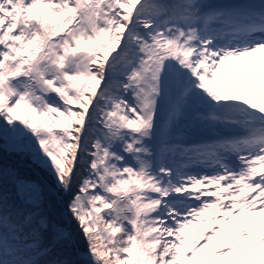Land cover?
<instances>
[{
	"label": "snow or ice",
	"instance_id": "obj_1",
	"mask_svg": "<svg viewBox=\"0 0 264 264\" xmlns=\"http://www.w3.org/2000/svg\"><path fill=\"white\" fill-rule=\"evenodd\" d=\"M0 264H264V0H0Z\"/></svg>",
	"mask_w": 264,
	"mask_h": 264
},
{
	"label": "rangeland",
	"instance_id": "obj_2",
	"mask_svg": "<svg viewBox=\"0 0 264 264\" xmlns=\"http://www.w3.org/2000/svg\"><path fill=\"white\" fill-rule=\"evenodd\" d=\"M257 99H259V97Z\"/></svg>",
	"mask_w": 264,
	"mask_h": 264
}]
</instances>
